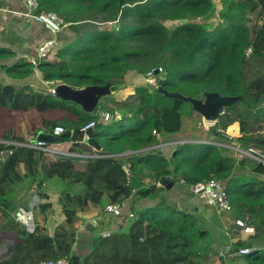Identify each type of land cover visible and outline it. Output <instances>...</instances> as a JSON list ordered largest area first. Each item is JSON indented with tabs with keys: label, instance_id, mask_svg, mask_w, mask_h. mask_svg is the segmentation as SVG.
<instances>
[{
	"label": "trees",
	"instance_id": "1",
	"mask_svg": "<svg viewBox=\"0 0 264 264\" xmlns=\"http://www.w3.org/2000/svg\"><path fill=\"white\" fill-rule=\"evenodd\" d=\"M38 2L39 13L53 12L75 24L60 33L53 62L10 67L15 80L30 79L33 67H38L52 88L58 84L77 89L105 86L111 79L131 86L129 91L101 100L98 112L118 111L123 116L120 122H104L45 87L0 82V118L6 127L0 130V140L11 142L0 143V211L15 212L7 196L27 179L44 183L58 178L68 185L85 186L80 193H62L64 221L53 236L43 226L37 225L31 233L16 223L19 242L11 257L0 264L60 259L68 264H207L202 260L212 248L211 238L196 213H187L164 198L160 180L165 176L174 185L182 182L188 190L220 180L234 219L247 220L255 232L250 240L233 245L221 258L222 264H264V161L250 156L236 161L224 155L227 148L204 143L180 144L170 157L165 156L153 132L165 137L178 130L183 117H202L190 104L165 98L146 83L155 67L167 73L164 88L170 92L198 99L203 93L241 96L242 102L225 109L212 134L217 141L235 142L245 153L255 149L264 153V0ZM99 16L114 23L121 18L125 24L84 23L97 21ZM95 120L99 151L76 138L83 137L81 129ZM235 124L240 133L236 139L226 133ZM57 126L73 131V138L60 145L46 144L45 149L62 146L63 152L86 157L85 172L76 171L78 157L28 146L29 134H51ZM135 196L159 202L134 211L127 229L107 239L97 235L91 252L77 257L73 250L76 233L71 228L78 213L92 208L103 213L108 205L124 204ZM162 206H166L165 214L159 213ZM244 248L251 252L240 255Z\"/></svg>",
	"mask_w": 264,
	"mask_h": 264
},
{
	"label": "crops",
	"instance_id": "2",
	"mask_svg": "<svg viewBox=\"0 0 264 264\" xmlns=\"http://www.w3.org/2000/svg\"><path fill=\"white\" fill-rule=\"evenodd\" d=\"M0 7L14 12L6 13L0 11V51H5L0 53V82L8 83L9 81H12V77H16L15 74L8 72V69L15 63H33L34 65H37L36 56L38 55L39 46L43 42L52 39L53 36L48 32L44 24L28 22L21 16V14L26 13L27 11L23 0H1ZM59 37L60 36H58V39ZM22 69L25 70V68ZM33 70L37 71V68L34 69L33 67ZM13 81L22 83V86L29 85L31 88L45 87L49 89V84H51V82L44 81L43 77L40 75L39 77L35 76L30 79H14ZM27 124L29 125V121H27ZM35 137V135L29 134L27 140L30 141V139ZM164 145V143H161L162 149L164 148ZM61 147L62 146L56 148L50 147L47 151L53 154H68L61 151ZM176 187L180 186L174 185L169 191L165 189L168 194H166L164 198L168 199L170 202L180 200L178 196H175L177 193L174 194L170 192ZM84 189L85 186L83 184L68 185L67 182L60 181L57 178L44 183H36L34 179H27L24 183L16 186L14 191L7 196V199L15 209V212L7 215L0 211V262L11 257L15 245L19 242L15 226V224L18 223L15 221V214L19 209L24 208L30 210L31 207L34 206L33 212L36 217V225L45 227L48 230L47 232L49 235L53 236L57 227L64 221V215L60 204L62 193L65 191L72 194L80 193L83 192ZM187 195L188 193L184 196L185 200L183 199V201L187 203L189 202L188 204L191 202L195 204V198L189 200L187 198L191 197ZM158 202L159 199H137L136 196L132 197L126 201L125 217L123 218H116L107 212L101 213L95 208H92L88 213H78V220L71 228V230L76 233L77 241L73 249L76 256L83 257L89 254L93 247L94 238L97 235H100V233L106 231L114 233L115 231L126 229L130 225V223H128V219L131 218L129 215H134V211L138 212L156 206ZM43 206H48V208H44L43 210L41 209ZM198 210L200 209L196 207L195 211ZM234 220L236 221V219ZM237 221L241 222L239 219H237ZM105 225L107 226L106 228L103 227ZM240 226L241 224L236 225V227L234 226L236 230L235 233L240 232L238 231ZM251 230L252 229H250V231ZM216 234H218V232ZM216 234L213 238L215 245L218 247L230 246L229 250L239 240L247 241L251 239V236L248 238L240 237L237 241L232 243L228 238L223 239V234ZM212 249L213 251L215 250L214 248ZM210 258V255L205 256L202 261L207 263L206 259ZM219 261H217V257H213L211 263L207 264H222L221 257Z\"/></svg>",
	"mask_w": 264,
	"mask_h": 264
},
{
	"label": "rangeland",
	"instance_id": "3",
	"mask_svg": "<svg viewBox=\"0 0 264 264\" xmlns=\"http://www.w3.org/2000/svg\"><path fill=\"white\" fill-rule=\"evenodd\" d=\"M215 1L217 3H219L221 0H215ZM106 17L107 16H99V17H97L98 18L97 21L100 23H105V24L111 23L112 25H115L117 27L119 25L125 24V21L121 18H120V20L116 21V22L120 23V24H118V23H114L112 20H107ZM108 18H111V17L108 15ZM111 19H113V18H111ZM215 21H216V19L211 21V23H215ZM68 29H70V28H68ZM59 35H57V39H58ZM17 64L18 63H15L14 65H17ZM35 68H37V71L34 70V74L31 76V78H34L35 76L39 77V75L43 77V73L41 72V70L38 67H34V69ZM154 68L155 67H153V69ZM14 78L15 77H12V81H9L8 83L16 84L18 87H21L22 83L14 82L13 81ZM125 82L127 84V88L124 91H121V93L128 91L129 86H131L130 82H127V81H125ZM52 84L53 83L51 82V84H49V86H52ZM238 108L240 111H242V112L244 111V109L241 106H238ZM1 119H2V117L0 118V130H2L3 128H6L5 126L2 125ZM215 125L216 124L206 122L205 120H203V118H200L197 116H195V117H192V116L191 117H183L182 121L178 125V130L176 132H171L169 135H166L165 137H161V139H160V141L165 144V146L163 148L165 156L170 157L172 151L175 149V146H177V145L204 143V144H216L220 147L227 148L228 153H226V155L228 154L230 156V158H232L233 160L240 161L241 158L239 157V152H238V150L240 148L235 142L231 141V143H230V142L219 141V140L217 141L215 139V137L212 134V131H213L212 129ZM235 126H236V128H235ZM231 128H234V129L231 131H230V129H228L226 132L227 135H229L230 138H234V139L238 138L240 136L238 125L235 124ZM76 138L82 139L83 137L76 136ZM33 140H34L33 142L35 144L38 143L36 141V137ZM63 148L64 147H61L60 150L63 151ZM246 156H250L251 158H256L258 160L264 161V153H262L256 149L248 151V155H246ZM75 157L80 158V160L77 162L76 171H79V172L86 171V162L84 160L86 157L80 156V155H75ZM126 167L129 168V165L127 163H126ZM58 180L63 181L62 179H58ZM170 192L174 193V194L177 193V195H175V196L176 197L178 196L180 198V200H176L173 202L171 201V203H174L175 205H179V206H181V208L183 207L187 213H196L197 216L202 221L203 226L206 228V230L208 232L207 235H208V237L211 238L212 248L215 249L213 251V249L210 248L208 250V252L205 254V256H208V255L211 256L210 259H206L207 263H211V260L213 259V257H217V261H219L220 257L222 258L224 255L227 254V252L230 251L229 250L230 246L218 247L217 245H215L213 238L217 232H218V234H216V235H222L223 234L224 235L223 239L228 238V239H230V242H232V243L237 241L238 238H240V237L248 238L250 236L251 237L255 236V232L252 228H249L247 220L242 221L243 220L242 219L241 222H238L237 220L235 221L234 215L231 211H226V210H223L219 207L212 206L211 204H209L207 198H205L204 195L194 196L189 192L188 189L183 188V187H181V188L176 187ZM187 193L191 197V198H187V199L192 200V198H195V204H193V202L188 204L189 202L187 203V202L183 201V199L185 200L184 196ZM166 194H168V192L165 190L162 193V195L164 196ZM165 207L166 206H162L159 209L160 214L166 213ZM196 207H198L200 210L195 211ZM238 219L240 221L241 218H238ZM240 224H241V226H240L241 228L239 227V229H238V231H240V232L235 233L236 230H235L234 226L236 227V225H240ZM103 227L106 228L107 226L105 225ZM250 229H252V230L250 231ZM211 251H213V252H211ZM205 256H203V258Z\"/></svg>",
	"mask_w": 264,
	"mask_h": 264
},
{
	"label": "built area",
	"instance_id": "4",
	"mask_svg": "<svg viewBox=\"0 0 264 264\" xmlns=\"http://www.w3.org/2000/svg\"><path fill=\"white\" fill-rule=\"evenodd\" d=\"M1 1V0H0ZM25 6H26V13L21 14V16L28 22H35V23H42L45 25L48 32L53 36L52 39L47 40L43 42L39 48H38V58L39 60H49L53 61L55 58V50L59 47L60 42L57 39V35L65 31L66 29L70 28L75 23H68L65 18L59 16L56 13H39L40 5L38 0H23ZM0 11L6 12V13H14L11 10L4 9L0 7ZM84 23H91L95 25H104L105 23H100L98 21H85ZM111 24V23H109ZM159 73L163 72L162 68H154L151 69L146 77V83L149 86L156 87V77H157V71ZM56 87L49 88V92L52 95L56 96ZM96 117L99 121L104 122H120L122 121V115L118 111L114 112H96ZM204 120V119H203ZM207 122V121H206ZM211 123V122H210ZM216 124V123H213ZM97 125V120L90 122L88 125H86L83 129H81V132L83 133V141H87L88 137L86 135V132L90 129L94 130V128ZM66 130L62 126H57L54 128L53 132L51 134L60 136L63 133H65ZM153 135L156 136L158 139H161V135L158 134L156 131L153 132ZM34 138L30 139L29 141V147L37 150H46V143L40 142L35 144L33 141ZM0 143H7L2 140H0ZM10 144V143H7ZM165 146V145H164ZM239 157L242 158L243 156L248 155V153H245L238 150ZM65 156H71L75 157L74 154H64ZM125 173L127 174L128 181L131 180V172L130 169L126 166H124ZM189 192L194 196H201L204 195L209 204L212 206L219 207L226 211H231L229 199L227 192L225 190L224 184L217 179H213L210 181H206L203 183H200L198 185L192 186L189 189ZM34 206L31 207L30 210L21 208L19 209L15 214V221L18 222L20 225H22L27 231L34 232L36 230V217L33 212ZM125 210H126V203L124 204H112L108 205L106 208V212L113 215L116 218H123L125 217ZM131 218L135 217L133 214L129 215ZM127 217V216H126ZM113 233L111 232H102L100 233V236L103 239L110 238ZM142 241V240H141ZM251 250L249 248H244L240 250V255H246L249 254ZM33 264H68L66 260L60 259V260H50V261H41V262H35Z\"/></svg>",
	"mask_w": 264,
	"mask_h": 264
},
{
	"label": "water",
	"instance_id": "5",
	"mask_svg": "<svg viewBox=\"0 0 264 264\" xmlns=\"http://www.w3.org/2000/svg\"><path fill=\"white\" fill-rule=\"evenodd\" d=\"M39 63L38 55L36 56V64ZM156 89L157 92L165 98L176 99L188 103L192 106L193 111L199 114L205 121L217 123L220 116L224 114L225 109L232 107L243 101L241 96H222L219 93H203L202 99L185 96L181 93L170 92L164 88V80L167 78L166 72L159 73L156 71ZM127 84L124 80L111 79L107 80L105 86H86L83 88H73L65 84H58L55 88L56 97L78 105L84 112L95 115L99 104L103 98L112 97L120 91H124ZM73 131H66L60 136H56L43 131L38 132L36 141L44 142L47 145H60L66 140L73 138ZM88 137L87 142L96 151L100 150V146L94 138V130L90 129L86 132ZM5 155H8L7 153ZM226 155V153L224 154ZM183 183H178V186L183 187ZM160 186L167 191L171 190L174 183L170 177H163L160 180Z\"/></svg>",
	"mask_w": 264,
	"mask_h": 264
}]
</instances>
